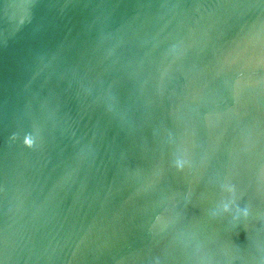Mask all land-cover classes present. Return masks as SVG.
I'll return each instance as SVG.
<instances>
[{"label":"water","instance_id":"obj_1","mask_svg":"<svg viewBox=\"0 0 264 264\" xmlns=\"http://www.w3.org/2000/svg\"><path fill=\"white\" fill-rule=\"evenodd\" d=\"M0 264H264V0H0Z\"/></svg>","mask_w":264,"mask_h":264}]
</instances>
